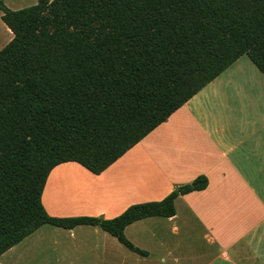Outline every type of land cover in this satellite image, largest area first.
Instances as JSON below:
<instances>
[{"label":"trees","instance_id":"trees-1","mask_svg":"<svg viewBox=\"0 0 264 264\" xmlns=\"http://www.w3.org/2000/svg\"><path fill=\"white\" fill-rule=\"evenodd\" d=\"M0 11L13 33L0 49V255L44 224L97 226L146 255L125 227L173 216L205 175L112 218L49 215L47 176L64 162L100 174L242 55L264 75V0H0Z\"/></svg>","mask_w":264,"mask_h":264},{"label":"crops","instance_id":"crops-1","mask_svg":"<svg viewBox=\"0 0 264 264\" xmlns=\"http://www.w3.org/2000/svg\"><path fill=\"white\" fill-rule=\"evenodd\" d=\"M12 37L0 17V49ZM199 175L206 188L177 196L173 216L125 227L146 255L97 226L44 224L1 254L0 264H264V75L247 55L100 174L76 162L56 165L41 201L51 216L112 218Z\"/></svg>","mask_w":264,"mask_h":264},{"label":"rangeland","instance_id":"rangeland-1","mask_svg":"<svg viewBox=\"0 0 264 264\" xmlns=\"http://www.w3.org/2000/svg\"><path fill=\"white\" fill-rule=\"evenodd\" d=\"M13 3V6H20L21 8L33 5L37 2V0H9ZM47 229H53L55 230L56 227L50 226V225H44ZM45 231V230H42Z\"/></svg>","mask_w":264,"mask_h":264}]
</instances>
